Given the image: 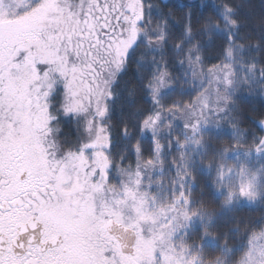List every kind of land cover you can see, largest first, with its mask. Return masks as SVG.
<instances>
[{
  "label": "snow or ice",
  "instance_id": "snow-or-ice-1",
  "mask_svg": "<svg viewBox=\"0 0 264 264\" xmlns=\"http://www.w3.org/2000/svg\"><path fill=\"white\" fill-rule=\"evenodd\" d=\"M150 8L0 0V264H143L108 187L104 121Z\"/></svg>",
  "mask_w": 264,
  "mask_h": 264
},
{
  "label": "trees",
  "instance_id": "trees-1",
  "mask_svg": "<svg viewBox=\"0 0 264 264\" xmlns=\"http://www.w3.org/2000/svg\"><path fill=\"white\" fill-rule=\"evenodd\" d=\"M145 3L151 8L140 29L141 41L116 77L107 103L104 123L111 134L108 157L113 164L109 182L117 183L136 165L160 161V175L183 182L191 209L214 214L210 224L189 232L185 241L204 260L224 258L236 264L252 234L264 227V208L240 202L223 209L211 163L224 151L251 146L264 135V0ZM226 60L240 68V82L221 100L220 124L203 139V156L182 176L180 163L193 160L181 156L179 130L161 122L154 135L146 125L161 110L153 94L157 77L161 73L167 83L162 104H187L200 92L201 70ZM62 129L69 140L80 134L73 121H65Z\"/></svg>",
  "mask_w": 264,
  "mask_h": 264
},
{
  "label": "rangeland",
  "instance_id": "rangeland-1",
  "mask_svg": "<svg viewBox=\"0 0 264 264\" xmlns=\"http://www.w3.org/2000/svg\"><path fill=\"white\" fill-rule=\"evenodd\" d=\"M241 75L240 68L231 60L204 68L199 77L198 96L187 104L166 106L160 102V95L167 83L159 73L153 94L161 110L146 125L154 135H158L161 122L179 130L183 136L179 141L183 148L181 156L193 160L180 163V175H185L203 156V139L220 124L221 100L240 82ZM154 145L159 149L156 139ZM211 167L216 170L223 209L240 202L264 208V135L251 146L236 145L224 151ZM162 169L160 161L150 160L143 166L136 165L117 183H108L112 191L123 193L119 205L121 222L138 232L135 243L138 260L143 264H227L224 258L204 260L185 241L189 232L210 224L214 214L191 209L183 182L173 179L171 174L169 178L163 177ZM236 264H264V227L252 234Z\"/></svg>",
  "mask_w": 264,
  "mask_h": 264
},
{
  "label": "water",
  "instance_id": "water-1",
  "mask_svg": "<svg viewBox=\"0 0 264 264\" xmlns=\"http://www.w3.org/2000/svg\"><path fill=\"white\" fill-rule=\"evenodd\" d=\"M122 227L126 228L127 231L123 233L125 241L135 246V242L137 239V230L131 226L125 225L122 223Z\"/></svg>",
  "mask_w": 264,
  "mask_h": 264
}]
</instances>
